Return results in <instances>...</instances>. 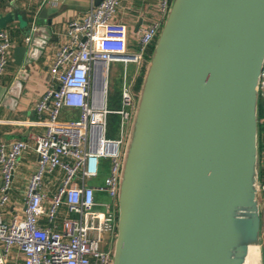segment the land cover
<instances>
[{
  "label": "water",
  "instance_id": "water-1",
  "mask_svg": "<svg viewBox=\"0 0 264 264\" xmlns=\"http://www.w3.org/2000/svg\"><path fill=\"white\" fill-rule=\"evenodd\" d=\"M29 21L11 1L0 10V29L29 37ZM263 65L264 0H171L123 151L111 264H248L252 250L259 264Z\"/></svg>",
  "mask_w": 264,
  "mask_h": 264
},
{
  "label": "built area",
  "instance_id": "built-area-1",
  "mask_svg": "<svg viewBox=\"0 0 264 264\" xmlns=\"http://www.w3.org/2000/svg\"><path fill=\"white\" fill-rule=\"evenodd\" d=\"M59 2L42 0V6ZM121 2L100 0L83 19L67 24V41L58 46L50 66L55 84L35 105L38 123L45 130L35 138L36 170L24 191L22 214H15L7 222L0 217V264L11 248L21 253L24 264H111L119 179L137 103L136 84L171 0H159L161 18L140 29L133 48L128 46L127 26L116 19ZM11 48L8 36L0 31V76L6 70ZM111 63L124 66L116 110L108 108ZM129 64L134 65L131 75L127 71ZM259 96L264 98V65ZM63 111L76 112L78 119H60ZM110 115L119 118L114 138L107 137ZM28 147L23 140L0 144L1 206L9 200L18 161ZM101 160L109 161L108 176L103 186H91L88 182L98 177ZM57 171L63 175L45 207V179ZM260 190L264 192V185ZM99 193H106L111 202L97 201ZM64 207L68 215L58 227L56 219ZM42 218L47 226L41 225ZM262 230L264 251V223Z\"/></svg>",
  "mask_w": 264,
  "mask_h": 264
},
{
  "label": "crops",
  "instance_id": "crops-1",
  "mask_svg": "<svg viewBox=\"0 0 264 264\" xmlns=\"http://www.w3.org/2000/svg\"><path fill=\"white\" fill-rule=\"evenodd\" d=\"M10 1L18 6L20 10L27 12L31 29L32 27H35V29L40 28L42 32L37 37L43 48L32 55H25L22 64L18 66L14 63V50L16 47L27 45L29 41L31 43L34 36L33 31L29 37H26L17 22L9 24L5 29H0V31L6 33L12 45L6 70L0 76V144L23 140L29 145L18 161L8 194L9 200L4 205H0V217L6 222L15 214H22L24 191L29 178L36 170L35 138L41 136L45 128L38 123L39 118L35 111V105L47 89L55 84L56 80L50 73L54 53L59 45L67 41L65 31L68 22L73 19H83L97 0H60L55 6H42V0H0V10L5 9ZM44 8L51 12H47L41 18H36ZM160 18L159 0H122L116 19L127 26L128 46L133 48L140 29L154 21H158ZM26 38H30L29 41ZM148 55L151 56L149 52ZM146 67L147 64L144 63L142 72L143 69L146 70ZM141 77L142 75H140ZM259 145L260 175L261 170H264V140H260ZM62 175L63 172L57 171L55 176L45 179L44 192L47 196L44 203L45 207H47L51 195L58 187ZM260 184L264 185L261 181ZM257 198L261 214L260 243L262 257L259 263L262 264L264 262L262 235L264 192L260 189ZM67 215V210L64 207L56 219L58 227ZM40 222L42 226H47V221L44 218ZM1 249L0 243V255L2 253ZM2 264H24V259L16 248H11Z\"/></svg>",
  "mask_w": 264,
  "mask_h": 264
},
{
  "label": "rangeland",
  "instance_id": "rangeland-1",
  "mask_svg": "<svg viewBox=\"0 0 264 264\" xmlns=\"http://www.w3.org/2000/svg\"><path fill=\"white\" fill-rule=\"evenodd\" d=\"M154 45H152L151 48H153ZM147 60H149L150 55H146ZM134 69V65L129 64L127 67V71L129 75L132 74ZM146 69V68H145ZM124 72V66L120 63H111L109 68V78H108V84H109V94H108V108L110 110H116L119 106V98H120V92L122 87V74ZM145 73V70L143 69L142 72V78ZM140 87V86H139ZM139 87L138 91H139ZM138 93V92H137ZM72 118V120H77L78 115L75 112H68L63 111L61 114L62 120L69 121ZM110 123V124H109ZM108 126L111 130L115 129V123L113 122V119L111 116H108ZM109 161L108 160H101L100 167H99V174L98 177L89 181L88 184L91 186H103L104 180L108 176L109 172ZM97 201L103 202V203H110L111 199L108 197L106 193H99L97 195ZM98 210L103 211V208H98ZM256 261V258L254 259ZM254 263V261H253ZM261 264V263H259ZM264 264V262L262 263Z\"/></svg>",
  "mask_w": 264,
  "mask_h": 264
},
{
  "label": "trees",
  "instance_id": "trees-1",
  "mask_svg": "<svg viewBox=\"0 0 264 264\" xmlns=\"http://www.w3.org/2000/svg\"><path fill=\"white\" fill-rule=\"evenodd\" d=\"M154 45V44H152ZM152 45L149 47V54H151L153 48ZM142 82V77L138 79L136 89L138 90L137 87L141 85ZM113 119V122L115 123V129L111 130L108 126L107 128V137L109 138H114L117 136L118 133V121L119 118L116 115H110ZM110 124V123H109ZM258 135H259V141L264 140V98L259 96L258 98ZM260 146V145H259ZM260 181L262 184H264V170L262 169L260 172Z\"/></svg>",
  "mask_w": 264,
  "mask_h": 264
},
{
  "label": "bare ground",
  "instance_id": "bare-ground-1",
  "mask_svg": "<svg viewBox=\"0 0 264 264\" xmlns=\"http://www.w3.org/2000/svg\"><path fill=\"white\" fill-rule=\"evenodd\" d=\"M257 257H258L257 253L252 250L250 253V256L247 260L248 264H253V261L255 262L254 259L256 258V260H257Z\"/></svg>",
  "mask_w": 264,
  "mask_h": 264
}]
</instances>
